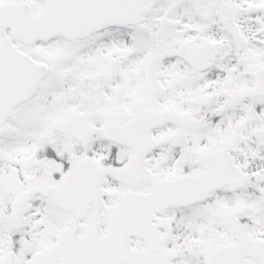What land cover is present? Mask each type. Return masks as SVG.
Listing matches in <instances>:
<instances>
[{"label": "snow or ice", "instance_id": "snow-or-ice-1", "mask_svg": "<svg viewBox=\"0 0 264 264\" xmlns=\"http://www.w3.org/2000/svg\"><path fill=\"white\" fill-rule=\"evenodd\" d=\"M0 264H264V0H0Z\"/></svg>", "mask_w": 264, "mask_h": 264}]
</instances>
